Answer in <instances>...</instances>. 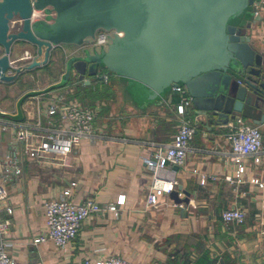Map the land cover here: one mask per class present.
Returning <instances> with one entry per match:
<instances>
[{
  "label": "crops",
  "instance_id": "crops-1",
  "mask_svg": "<svg viewBox=\"0 0 264 264\" xmlns=\"http://www.w3.org/2000/svg\"><path fill=\"white\" fill-rule=\"evenodd\" d=\"M261 17L248 35L264 55V13ZM23 47L28 46L20 43L14 49ZM75 51L77 48L71 53L65 47L54 50L50 65L54 64L56 78L26 89L12 103L0 104V117L35 125L53 94L69 95L76 86H92V78H86L90 84L72 78L66 87L43 93L61 81L67 56ZM114 76L116 80L86 106L100 109L96 120L99 139L83 141L72 153L49 157L43 164L26 160L23 175L6 183L0 219L12 221L6 239L11 258L17 264H85L110 256L135 264H208L209 258L222 262L230 256L237 264H263L264 191L251 180L264 183V150L260 164L253 158L246 161L244 183L227 182L225 177L235 176L237 170L230 160L228 127L208 130L204 118L192 107L185 117L197 128L190 153L185 165L172 167L178 181L175 191L181 199L189 195V203L176 204L168 196L161 198L158 207H150L147 197L152 177L144 158L154 152L153 145L172 142L183 120L177 113L180 96L172 89L151 100L137 99L129 92V83ZM33 92L42 93L28 96ZM259 127L264 147V124ZM12 139V131L0 133L1 155ZM202 175L207 178L205 184ZM72 183L77 184L74 202L93 198L101 210L83 224L66 249L52 242L35 246L33 240L46 229L44 203L58 199ZM121 195L125 196L124 205L117 206V213L109 211V205ZM7 207L13 209V215L7 213ZM231 208L246 212L243 224L223 221V212Z\"/></svg>",
  "mask_w": 264,
  "mask_h": 264
},
{
  "label": "water",
  "instance_id": "water-1",
  "mask_svg": "<svg viewBox=\"0 0 264 264\" xmlns=\"http://www.w3.org/2000/svg\"><path fill=\"white\" fill-rule=\"evenodd\" d=\"M260 1L0 0V82L48 67L52 52L63 45L81 47L100 30H115L123 35H115L107 50L70 57L61 81L43 92L72 78L90 84L87 77L106 69L128 82L137 99L186 88L208 130L237 117L260 126L264 55L248 35L262 21L254 12ZM16 17L20 27L12 30ZM20 43L28 47L16 51ZM169 198L176 204L190 200L179 191Z\"/></svg>",
  "mask_w": 264,
  "mask_h": 264
},
{
  "label": "built area",
  "instance_id": "built-area-1",
  "mask_svg": "<svg viewBox=\"0 0 264 264\" xmlns=\"http://www.w3.org/2000/svg\"><path fill=\"white\" fill-rule=\"evenodd\" d=\"M255 15L263 16L264 0L254 6ZM115 35L122 36L115 30H100L95 39H89L77 51L67 56L79 55L84 50L90 53L107 50ZM63 47V46H62ZM3 50L0 47V56ZM94 78L110 81L107 72L98 73ZM178 92L180 101L177 104V113L183 117L178 130L170 144L153 145L154 152L144 163L151 173L150 193L147 205L158 207L163 197H168L177 189L178 181L173 166L186 164L190 153V144L196 133V124L185 118L192 108L193 98L184 87L173 89ZM49 92V91H47ZM46 93V92H43ZM99 108H90L76 99H70L68 93L53 94L45 108L40 111L39 121L35 125L10 121L0 117V133L12 131L13 139L5 155L0 153V169L3 183H0V207L7 197L6 183L19 178L24 173L23 164L26 160L43 164L49 157L66 156L74 151L83 141H95L100 138L97 133L96 120ZM45 121V123H43ZM228 140L231 146L230 160L237 166L235 176H226L225 180L231 184L244 183L247 171L246 161L253 158L256 164L262 161L263 135L260 127L243 117L230 121ZM195 173L198 171L195 170ZM207 182L206 176H201V183ZM264 191V183L257 179L251 180ZM76 183L66 188L58 199L44 203L46 229L45 232L33 240L38 246L52 242L59 249H66L78 237L83 224L95 213L101 210L93 198H87L81 203L72 200ZM125 196H119L115 204L109 205L108 210L117 213V206L124 205ZM9 215L14 211L7 207ZM223 221L226 224L241 225L246 220V212L241 208H231L223 212ZM12 226L10 219H0V264H17L8 252L6 241ZM29 264V263H26ZM85 264H135L120 256H110L94 262L88 260Z\"/></svg>",
  "mask_w": 264,
  "mask_h": 264
},
{
  "label": "rangeland",
  "instance_id": "rangeland-1",
  "mask_svg": "<svg viewBox=\"0 0 264 264\" xmlns=\"http://www.w3.org/2000/svg\"><path fill=\"white\" fill-rule=\"evenodd\" d=\"M19 25L20 20L18 17H16L11 23V29L16 30ZM63 47H65L68 53L73 52V50L76 48L78 49V46L76 45H63ZM78 54L81 53L79 52ZM101 72L103 73L105 70H101ZM107 73H109L112 77V82L113 80H116V77L112 72L107 71ZM55 74V67L54 64H52L48 68L46 67L45 69H38L35 72H29L11 83L0 82V104L6 105L12 103L15 100L14 98L24 93L26 89L46 83L48 80L56 78ZM71 81L69 84H71ZM25 96L26 95H24L22 98H25Z\"/></svg>",
  "mask_w": 264,
  "mask_h": 264
},
{
  "label": "trees",
  "instance_id": "trees-1",
  "mask_svg": "<svg viewBox=\"0 0 264 264\" xmlns=\"http://www.w3.org/2000/svg\"><path fill=\"white\" fill-rule=\"evenodd\" d=\"M102 70H105V72L108 71L106 69H102ZM100 73H102L101 70H100ZM70 81L71 80H69L68 83L64 87L69 85ZM110 81H111V78H110ZM110 81L108 83H105L103 80L94 78L92 80V86L81 85V86H76L75 88H72V91H70L69 97L71 99H77L84 106H90L89 103H91L95 99H98V97L101 96L102 94L101 90L102 89L104 90L106 87H108ZM179 101L177 103H179ZM216 262L218 264H237L236 261L232 259L230 256L223 257L222 262L221 261L219 262L218 259L211 260L209 258L208 264H216Z\"/></svg>",
  "mask_w": 264,
  "mask_h": 264
}]
</instances>
